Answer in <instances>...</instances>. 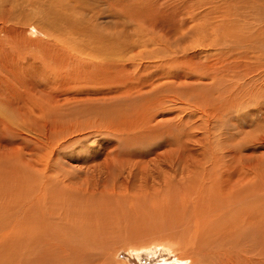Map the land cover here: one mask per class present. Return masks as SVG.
Returning <instances> with one entry per match:
<instances>
[{
	"label": "rangeland",
	"instance_id": "1",
	"mask_svg": "<svg viewBox=\"0 0 264 264\" xmlns=\"http://www.w3.org/2000/svg\"><path fill=\"white\" fill-rule=\"evenodd\" d=\"M6 1L9 2L10 0ZM16 1H21L22 6H25L24 14L28 12V18H31L39 11L28 1ZM66 2L67 0L64 1V3ZM70 3L74 4V6L71 9L69 8V12L74 18L84 21L85 26L93 25L104 34H114L117 37L124 36L123 38L126 41L129 42L130 40L131 51L126 54L128 58L125 54L123 55L126 59L122 56L116 58L121 60L127 67L131 65V68L129 67L131 73L125 68V73H122L124 80L119 85L115 84L117 82L114 81L115 73L107 74L106 76H109L108 82L96 86V88L104 92L108 85L111 84V81H114V86L117 85L115 87L120 93H116L117 96L111 98L102 94V99L94 103L86 100L84 104L90 109L88 110L90 112L89 115L77 114L73 116V114H70V107L74 108L75 103L83 96L80 93L82 92L80 88L72 89V91L74 90L73 92H77L73 96L70 95L71 90L64 92L61 95V101L68 96L65 100H68L69 103H65L61 108L59 106L54 108L49 115L46 114V109L38 110L33 107V110L31 105L21 106L19 104L20 109L17 106L14 108L7 104L0 106V124H2L0 139L3 143L0 151L8 150L14 156L16 154L15 162L12 161L17 164L22 162L20 165H23V163L25 165L30 161L32 163L39 162L40 164L45 163L44 160L49 158L51 154L50 145L57 140L60 146H54L57 149L53 152L54 157L51 164H53L56 171H59L58 176L62 174L60 172L64 173V175L62 174L63 177L66 176L63 178L61 175V179L65 180L66 178L65 181L71 182H69L70 184L68 183L69 186H72V188L76 187L72 193L66 191L64 194L65 199L67 197L68 199L70 198V203L75 201V205L78 204L77 210H82L81 213L84 216H86L85 213H88L89 218L93 217L94 212L92 210L94 209L90 205L87 208L86 204L83 203L85 196L91 200L89 203H92L94 207L98 205L99 212H101L107 203L114 205L115 201L121 202L122 199L132 197L134 194H142L146 186L153 188L165 181L164 179H170V182L173 183L175 181L179 182L180 184L177 183V187H179V190L181 189L179 194L190 195H188L189 204L187 203L186 208L181 207L180 209V214L184 212L182 216L179 214L184 218V221H187L186 219L190 217L188 215L191 212L192 203H195L196 199H198V194H200L199 187L194 189L197 185L202 184L208 190L209 201L214 203H222L221 197L224 192H229L230 194L233 189L234 192L239 190V242H241L239 246L241 244L243 250L248 248L249 254L252 253L251 249L254 248V253L258 254L259 248H257L256 244V234H254L250 226L245 227L244 223L242 222V224L240 221L247 223V219L244 217L245 214L244 216L242 215L243 207L249 202L247 200L253 202L254 200L252 199L264 191V183L260 184V182H264V147L256 148L253 151L250 143L251 135L264 134V124L261 127H249L247 120L243 119V117L250 113L252 106L239 107V76L242 77L239 64L240 45L239 40H236L239 37V18L230 17L226 19L227 23L224 22L223 24L226 23L227 26L225 24V27L228 29L225 27L219 29L221 31L219 33L217 32L218 30L212 29L213 32L210 31V24L212 25L214 22L210 23V20H208L209 25L207 27L209 30L207 31H209V35L204 32L201 25L203 20H196L195 22V19H186L189 23H180V31L182 32L175 33L174 42L172 39L167 41L161 37L159 38L161 42L163 40L161 43L160 40L158 42L155 38V41L151 42L153 45L146 49L142 44H138L135 47V44L131 41L136 38L135 34L139 30L136 28H140V25L137 26V22L144 19L145 11L140 4L134 3L133 0H88L82 7H80L81 4L78 2L72 1ZM192 3L194 2H188L189 5H193ZM1 5L0 9L3 12L5 11L3 14H8V6L3 5V3ZM88 6L90 7L88 8ZM122 6L127 11L120 8ZM138 13H141V16H137ZM123 19L125 20L123 21ZM18 20L17 26L25 28L28 22H24L19 18ZM219 20L222 19L220 18ZM28 21L31 22V25L36 24V22L29 19ZM185 25L188 27L192 26L193 29H186ZM182 28L185 29L183 30ZM223 29L228 30L225 33L229 31L231 34L233 33V40L223 39L224 41L222 40V42L216 37L217 34L224 33ZM36 30H28L24 33L27 38H31V43L22 47L17 45V50L26 54L19 56V65L17 67L18 70L22 71L19 74L22 79L18 76L17 89L22 91V88L30 85V87L28 86L30 89H28L31 90V84H33L35 89L31 92L32 99L41 97L42 92H38V90L43 85L42 79L39 78L37 73L42 65L48 70V74L53 71L55 73V70L58 71L56 80L61 78V69L66 72L78 70L73 69L75 63L86 60L91 53V49L93 50V44L85 43L86 41L82 40L84 38L69 37L70 35L64 32L60 35V39L64 40L63 43L66 46L65 51H61L60 54V50H58V53L56 50L58 48H55V40ZM146 30L147 28L145 27V37L154 36L146 32ZM33 39L34 41L32 42ZM37 40L47 41L51 45L50 51H46L48 55L51 54L50 57L48 55L46 57L42 56V48L39 46V42H36ZM61 40L58 42L59 44H62ZM180 42H184L182 47H180ZM221 43L223 44L221 45ZM144 44L146 45V41H144ZM183 44L188 47L187 50H185ZM35 46L39 47L35 48ZM176 48H179L180 52L178 54L171 53V50ZM33 53L37 56L31 55ZM54 53L56 54L54 55ZM217 53H224V57L222 55L223 59H219L216 56ZM58 54H60V57ZM38 56L40 60L37 59ZM56 58H58L57 61ZM219 60H222L221 63ZM29 61H34L33 63L37 66L35 70L28 68L32 63ZM37 61L38 63H36ZM44 62L45 64H43ZM135 64L137 66L134 69L133 65ZM50 67L54 70L51 71ZM105 68L107 67L105 66ZM139 68H141L140 71ZM132 71H134L133 74ZM137 76H141V78L139 79ZM65 77L66 73H64L62 79H65ZM6 84H9V82L7 81ZM74 84L78 85L77 83ZM38 87L40 88L38 89ZM24 90H27V88H24ZM67 93L76 98H72L69 95L66 96ZM75 94L77 95L75 96ZM87 102L89 103L87 104ZM244 108L246 110L249 108V110L246 111ZM25 109L28 111L26 112ZM30 109L32 111H29ZM88 121L90 122L88 123ZM89 130H91V133ZM43 132L49 134L48 140L43 137L44 135H41ZM245 140L247 144L243 143ZM39 141H42L43 145ZM261 172H263V176L260 174ZM250 179L252 180L250 181ZM215 182H217L216 185ZM56 183L58 186H62L61 182L56 181ZM229 185L232 186V189H230ZM184 188H190V191L186 193ZM257 188H260L262 192L254 190ZM192 190L194 193L196 191H199V193L191 194ZM219 191L220 193H217ZM253 191L256 192L255 196ZM234 192L230 194L232 198L235 197ZM126 202H129L128 199ZM179 204L182 206L181 202ZM248 228L250 231H248ZM243 229L247 230L248 235L253 239L252 242L250 237L243 239L245 235V233H242ZM241 233L242 235H240ZM127 237L126 233H121L117 237V241L115 240V242L107 245L100 243L102 246L97 248L99 247L96 244L98 241L97 236L88 231L82 232V237L75 242V248L85 254H83L84 258L77 260V264H179L180 262L181 252L177 247L180 241L177 239L172 241L176 247H164L163 245L155 244L156 240L151 235H145L142 238L135 237L134 239ZM128 241L132 242L129 244ZM242 241H246L245 244H242ZM143 244L146 246H142ZM246 244L248 245L246 246ZM249 245L251 247H248ZM203 253L206 255L205 250H203ZM86 255L88 256L86 257ZM239 260V264L244 263L241 257Z\"/></svg>",
	"mask_w": 264,
	"mask_h": 264
},
{
	"label": "bare ground",
	"instance_id": "2",
	"mask_svg": "<svg viewBox=\"0 0 264 264\" xmlns=\"http://www.w3.org/2000/svg\"><path fill=\"white\" fill-rule=\"evenodd\" d=\"M25 1L32 3L31 5L39 10L31 18H28V12L24 14V10L26 9L25 6H22V4L20 3L21 1L18 2L16 0H10L9 2H7L6 0H0V5L3 3V5L8 6L9 9L8 14H3L5 11L3 12L0 9V106H4L5 104H7L10 105V107L15 108V106H17L19 108V104L21 106L31 105L32 109L33 107L37 108L38 110L46 109V114L49 115L51 110H53L54 108L58 106L61 108V106L65 105V103H69L68 100H65L68 97L67 95H69V93H67V97H64L65 99L61 101V95L64 92L71 90L70 95L73 96L74 93L77 92H73L74 90L72 91V89L80 88L82 91L80 93L83 96L80 97V99L75 103L74 108L70 107V110H68L70 111V114H73V116L77 114L89 115L90 112L88 110L90 109L84 104L86 100L94 103L97 102V100L102 99V94H104L108 98L117 96L116 93L120 92H118V89H116L115 87L117 85L114 86L113 82L117 81L115 84L119 85L124 80V76L122 73H125V68H127L131 73V65L129 66L130 68L127 67L126 65H124V63L121 62V60H118L116 57L122 56L124 58L123 54L127 56V52L131 51L130 40L129 42L126 41V39L123 38L124 36L120 37L118 35L119 37H117L114 34H104L97 27L96 29L93 25L89 26L87 25V22V26H85L84 21L83 23L79 19L74 18L73 15L69 12V8L71 9V7L74 6V4L72 5L70 2H78L79 4H81L80 7H82V5H85L88 0H67L66 3H64L65 0ZM133 1L136 4H140L145 12L144 19L137 22V26L140 25V28H136L139 29L135 34L136 38H132L133 40L131 41H133L135 47L138 44H142L146 47V49H148L149 46L153 45L151 42L153 40L155 41V38L156 40H158V42L159 40L161 42V39H159L161 37H163V40L165 39L169 41L170 39H172V41L174 42L176 36L175 33L181 30L180 23L188 24V20H191V18L193 20L195 19V22L196 20H203V23L201 25L204 29V32L208 35L209 31L207 30L209 29L207 26L209 25V22H214V24H210V31L213 32V30H218L217 32L219 33L221 32L219 31V29L224 28L225 24L227 23L226 19H229L230 17L239 18V37L236 39L239 40L240 45L239 64L240 73L242 74V77L239 76V107H246L247 105L252 106L250 113L246 114L247 116L243 117V119L247 120L245 121L247 122L249 127L263 126L264 0ZM188 2L194 3H192L193 5H189ZM22 3H24V1H22ZM89 7L90 6H88V8ZM124 7H126V5H124ZM120 8H123V6ZM140 14L138 13V15H135L141 16ZM132 15L134 14L132 13ZM18 18L20 20L22 19L24 22H28L25 28L23 26H17L19 22ZM220 18L222 20H219ZM28 19L36 22V24L31 25V22H29ZM124 20L125 19H123V21ZM208 20L210 21L208 22ZM224 22L226 23L223 24ZM235 25L238 26L237 24ZM185 26L186 29H193L192 26ZM145 27L147 28L146 32L153 34L154 36L145 37ZM225 28L228 29L227 27ZM35 29H37L36 31L43 32V34L47 37H50V39H54L56 43L55 48H58L56 49L57 52L58 50H60V54L61 51H65L66 46L63 43L64 40L62 41L60 39V35L64 32H67L70 35L69 37L84 38L82 40H84V42L86 41L85 43L93 44V50L91 49V53L88 55L87 59L75 63V67H73V69L78 70L66 72L61 69V78H57L55 80L58 71L55 70L56 72L54 73V69L52 70V68L50 67L51 71L53 72L48 74V70L43 67L44 65H42L39 68L40 71L37 74L39 75V78L42 79L43 86H40L41 88L38 87V89L40 88L38 92H42L44 94L41 93V97H39L38 99H32L31 97V92L35 89L33 84H31V90H29L30 85L24 87L27 88V90H24V88H22V91H18L17 89V78L22 72L21 70H18L17 67V65H19V56L25 54L24 52L17 50V45L18 47H22L31 43V38H27L24 33L28 30L35 31ZM222 31L225 33L228 30L226 31L223 29ZM193 32H191V34H193ZM224 33H220V35L217 34L216 37L221 41L223 39L233 40V33L231 34L230 31L225 34ZM60 40L62 41V44L58 43ZM33 41L34 39L32 40V42ZM144 41H146V45L144 44ZM36 42H39V46L42 48V52L40 51L41 53H43L42 56L44 55L46 57L48 55L46 51H50L51 45H49L47 41L37 40ZM182 43L184 42L179 43L180 47H182ZM222 44L223 43H221V45ZM39 46H35V48ZM85 47L87 48V46ZM184 47L185 50L188 49L186 45H184ZM179 52V48L171 50V53L178 54ZM56 53H54V55ZM62 53L64 54V52ZM60 54H58V56ZM223 54L224 53H217L216 56L219 57V59H223ZM31 55L37 56L35 53ZM48 56L50 57L51 54H49ZM37 59L40 60L39 56ZM57 59L58 58H56V61ZM124 59H126V57ZM221 61L222 60H219L220 63ZM33 62L28 68L35 70L37 66ZM45 62L47 61L45 60ZM45 62L43 64H45ZM36 63H38V61ZM105 66L107 68H105ZM136 66V64L133 65L134 69ZM140 69L141 68H139V71ZM133 72L134 71H132V74ZM64 73H66V77L65 79H62L64 77ZM111 73H115V80L111 81V84L108 85L106 90L102 92L100 89L96 88V86H100L108 82L109 76L107 77L106 75H110ZM19 78L22 79L21 76ZM137 78L140 79L141 76H137ZM7 81L9 82V84H6ZM74 83H77L78 85ZM76 95L77 94H75V96ZM89 102H87V104ZM32 109H30L29 111H32ZM96 110L98 111V109ZM247 110H249V108ZM27 111L28 110H26V112ZM89 122L90 121H88V123ZM94 122L93 124H95ZM1 125L2 124H0V128ZM124 125L126 126V124ZM89 131L91 133V130ZM41 135H44L43 137L48 140V133L43 132V134ZM39 142L41 143L42 141ZM58 143L59 142L56 140V142L50 145L51 154L49 158L44 160L45 163L40 164L39 162L32 163L31 161H28L29 163L25 165L23 163V165H20L22 162L20 164L14 163L16 154L14 156L13 153L8 150L4 152L0 151V264H77V260L84 258L83 254L85 253H82L75 248V242L82 237V232L85 231L91 232L95 236H97L98 241L96 242V244L97 246H99L97 248H100V246H102L104 243L107 245L108 243L115 242V240L117 241V237H119L121 233H126L129 239L130 237L134 239L135 237L142 238L145 235H151L153 239L156 240L155 244L163 245L164 247H176L174 243H172V241L177 239L178 241H180V244L176 245L181 252V255L179 257V264H239L240 257L243 259V264H264V191L262 192L260 188L254 190L262 192V194L258 193L259 196H257L256 192L253 191L254 196L256 195V198L252 199L254 200L253 202L251 200H247L249 202H247L242 209V215L244 216L245 214L244 217L247 219H245L247 223H245L244 221L240 222H243L245 227H251L254 234H256V236H254L257 237L256 244L257 248H259L258 254L254 253V248L251 249L252 253L249 254V252L247 251L248 248L246 250H243V246L241 244L239 246V243H241L239 242V190H236L235 192L233 191L234 189L232 190L231 193H235V197L233 198L230 196L231 193L229 194V192H224V195L221 197L222 203H214L212 201H209L208 190H206V188L203 187L202 184L197 185L194 189L199 187V201H197L198 199H196L195 203H192V209L188 215V217H190L186 219L187 221H184V218L181 217L184 212L182 211L183 213L181 212L182 214H180V209L181 207L186 208L187 203L189 204L190 195L188 194V196L185 193L179 194L181 190H179V187H177V183L179 182L175 181V183H173L170 182V179H164L165 181H162L160 185L154 186L153 188L150 186H146L145 191L142 194L138 192L142 196L139 194H134V196L132 195V197L122 199L121 202L115 201L114 205L105 201L107 203L105 207L102 208L100 204V210L102 208L101 212H99V206L97 205L96 207H94L92 203H89V201L91 200L85 196V198H83V203L86 204L87 208L90 205L94 209H91L94 212L93 217L89 218L88 213H85L86 216H84L81 213L82 210H77L78 204L75 205V201L73 203H70V198L68 199L67 196V199H65L64 194L66 193V191L72 193L73 190L76 189V187L72 188V186H69L68 183L70 181H65L66 178L65 180L61 179L64 173L60 172L63 174H61L62 177L60 178L61 175L58 176L59 171H56V169H54L53 167V164H51L52 158L54 157L53 152H55L57 149V147L54 146H57ZM243 143L247 144V141L245 140V142ZM250 143L252 144L253 151L256 148H263L264 134L251 135ZM41 145L43 144L41 143ZM2 146L3 143L0 139V150ZM260 174L262 175L263 172H261ZM251 180L252 179H250V181ZM56 181L61 182L62 186H58ZM216 183L217 182H215V185ZM261 183L264 182H260V184ZM210 184L212 183L210 182ZM63 186L65 189L63 188ZM229 186L230 189H232L233 183L232 186ZM216 188L217 190H219L218 187ZM185 191L187 193V191H190V188H186ZM199 191H196L195 193H199ZM190 193L195 194L193 190ZM217 193H220V191ZM127 199L129 202H126ZM176 202H178V204H176ZM179 202L182 203V206H180ZM244 217H242V219H244ZM248 231H250L249 228ZM242 233H245L246 235L245 237V235L243 234V239H247V237H250L246 229H243ZM242 233L240 235H242ZM249 233L251 234V232ZM250 239L252 242L253 239L251 237ZM128 242L130 244V242L132 241ZM245 242L246 241H242V244H245ZM100 243L103 244L100 245ZM247 243L249 244V242ZM248 244H246V246ZM144 245L145 244H143L142 246ZM148 246L150 245L148 244ZM248 247L251 246L249 245ZM203 250H205L206 255L203 253ZM87 256L88 255H86V257Z\"/></svg>",
	"mask_w": 264,
	"mask_h": 264
}]
</instances>
